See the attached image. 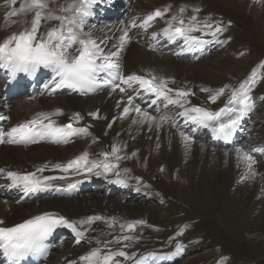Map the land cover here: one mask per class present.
Masks as SVG:
<instances>
[{
	"label": "bare ground",
	"instance_id": "1",
	"mask_svg": "<svg viewBox=\"0 0 264 264\" xmlns=\"http://www.w3.org/2000/svg\"><path fill=\"white\" fill-rule=\"evenodd\" d=\"M130 1L132 10L126 18L129 24L134 18L138 21L146 14L152 12L153 9L161 8L165 4L172 6L170 15L177 11L179 8L178 2L182 1L187 8L192 7L185 13V16L194 14L193 8H199L200 12L196 14L200 19L208 17L212 21L220 22L226 28V31L219 36V40L223 41V43H220L207 57L197 62L178 59L167 53H151L144 48L149 43L163 37L158 36L156 39H153L152 32H159L163 28L167 16L163 19L158 18L159 20L147 32L142 31L145 34L144 39L141 41L145 43L144 46L141 43L131 44L126 50L121 52L120 58L124 62L125 75L131 73L146 75L151 72L157 76L171 78L175 83H171L170 80L169 87L192 89L195 95L189 97L191 104H195V100L198 99L202 103L201 106L207 107L206 103L210 106L208 93L201 92V87L218 89L224 84L238 85L249 77V71L244 66H237L235 61L229 59L222 61L221 55L223 54L225 45L238 40L244 50H247L250 41H254L262 48L264 47V0ZM203 1L213 4V6L208 7L207 11L202 12L201 6ZM22 2V0H16L14 6L20 7ZM196 2L197 4L194 5ZM65 3L66 0H55L52 7L57 9L56 14H60L57 6ZM8 8L9 5H6L5 0H0V39L18 29V25H13L12 20L23 19V17L7 14ZM214 11L215 13L212 14ZM6 16L8 17L7 20L5 19ZM127 23L125 22L124 25L120 26L118 22H115L110 27L104 26L94 32L92 31L93 36L98 40L116 38L122 34L120 30ZM103 47H105V50L112 49V46L108 44L103 45ZM228 66L234 69L230 70ZM238 67V72L232 78L233 72L237 70L235 68ZM109 91L107 90L85 98L64 96L52 99L42 96L34 99L20 98L7 104L0 100V106L3 109L0 110V114L9 117L6 122L7 129H10L17 123L31 119L36 113L52 112L55 110V106L62 107L70 112H79L86 120H89V118L85 117L86 112L99 113L98 119L89 120L93 123V128L90 131L91 135L86 139L75 141V143L79 142L78 146L74 143H69L65 146L55 147L49 141H39L30 148H17L4 145L0 147V168L23 172L30 168L37 169L42 165H53L55 164V158L59 159L58 163L63 164L73 159L71 155L75 154L77 148L89 151L92 154V158H96L98 154L94 152L99 149L101 144L109 147L112 144H119L122 146V154H126L128 157L120 161L122 174H124V169L138 171L144 180L142 183H128V186L133 187L132 189L138 193L142 190L143 193L145 192L147 195L154 196L151 192L152 188H149V185L145 183V178L150 176V172H160V177L163 178V181L159 184L154 183L156 187L159 185L160 188H163L165 185H170L175 190L177 197L192 201L196 205L204 206L205 202H209L212 207L217 208L221 206L217 209L219 210L218 215L226 216L225 221H230V223L227 222V225L232 224L231 231L237 237L243 236V232L247 231L246 228L250 225L254 224L253 226L256 230L262 224L264 226V198H261L260 195L262 194L260 191L264 190V180L259 178L258 172L259 164H262L260 160L263 161L264 159V153H252L256 160L253 166L255 175L244 180H241L240 177L245 173V168L243 165L237 166V158L235 156V148L237 146H242L246 150L264 147V140L257 139L258 130H255V123L251 119H249L247 127L243 131L245 142H239L230 150L213 147L211 144L212 139L208 137V134L207 137L203 134H198L194 137V142L191 146L186 149L178 135V131L172 128L170 122L172 118L174 120L179 118L176 117V113L180 111L178 107H171L156 116L158 119L160 116H167L169 119L166 120V123L163 122L159 129L153 127L149 130L147 125L133 124L132 117L118 118L122 112V107L118 108L116 104L117 101L121 100L123 94L116 92L109 95ZM211 109L213 110L214 108ZM255 109L254 105L248 114L254 112ZM150 113L154 115L153 112ZM114 117H117V119L114 120ZM60 118L58 117V119ZM109 124L112 126L108 127ZM125 144H127L126 148L123 147ZM133 152L136 153L135 156L131 155ZM218 167L222 168L218 170ZM261 167L263 168V165ZM55 173L57 177L66 176V179H69V175L71 174L63 173L58 169ZM126 175L134 179L128 172ZM44 176L49 175L46 174ZM199 180H206V184H203V186ZM238 181L242 182L241 187H239L240 183H237ZM8 183L9 181L6 176L0 175V186L6 188ZM222 183L226 186L222 185ZM2 188L0 189V219H3L6 225L18 222L44 210H53L75 221L88 216H95L89 215L91 210L95 209L99 210L96 212L97 215L106 218L115 217L119 222H127L123 217L138 218V220L143 221V217L148 215L146 207L132 205L131 202L118 204L116 203L117 200L113 201L112 198L105 199L104 197L96 196V194L89 196L85 194L75 198L53 197L39 202L17 204L16 197H1ZM235 192H239L241 195L248 194V197L244 201L239 198L236 199L232 195ZM96 193L99 194V192ZM104 194L106 195L105 191ZM230 195L233 197L227 202ZM132 208H135L137 212L135 211L136 213L130 215L131 211L129 210ZM74 214L79 215V217L75 218ZM155 230V228L146 223L137 225L133 235L138 236L139 239L134 240L131 247L127 248L126 251L129 254L136 253V255L143 251L147 253H151L152 251L157 252L155 248L158 246L154 245L156 241L152 239L151 235L161 237L162 239L164 232L159 229ZM67 231L68 235L66 239L54 247L50 259L45 264H69V261L78 260L79 256L96 247V238L111 240L113 235L119 234L118 227L116 231H113L103 221H99L98 224L95 222L91 226V230L86 234L87 238L84 239L87 242L86 246L81 244V240L77 244V247L70 248V245L76 242V236L71 229L67 228ZM161 239L159 238V240ZM261 239V237L256 239L255 255L263 258L264 239ZM141 243L148 245V249L140 250L137 246ZM113 247L119 246L113 245Z\"/></svg>",
	"mask_w": 264,
	"mask_h": 264
},
{
	"label": "snow or ice",
	"instance_id": "2",
	"mask_svg": "<svg viewBox=\"0 0 264 264\" xmlns=\"http://www.w3.org/2000/svg\"><path fill=\"white\" fill-rule=\"evenodd\" d=\"M96 2L97 0H66L65 4L57 6L60 14H56L57 9L52 7L55 0H23L19 9L13 7L11 13L23 17L12 20V24L18 25V29L0 39V69L6 70L12 78L21 73L33 76L40 69H47L51 73V79L44 84V88L50 89L52 93L64 88L82 95L101 89H110L109 95L119 92L123 95L116 104L118 108L122 107L118 118L132 117L133 124L147 125L149 130L153 127L159 129L169 117L160 116L158 119L135 103L136 97L149 94L155 97L151 101L153 105L163 101L165 106H178L180 111L176 113V117L183 118L185 127L194 126L193 132L207 129L214 139L231 141L241 121L255 105L252 90L261 78L255 69L238 85L224 84L218 89L200 88L201 92L208 93V101L211 103H215L227 93V101L218 110L192 105L189 100L190 96L195 95L192 89L169 87L171 78L157 76L151 72L146 75L123 73L120 55L130 40L129 28L121 29L122 35L118 44L114 46L115 50L106 51L103 47L107 43L106 39L98 40L94 38L90 29L86 31L88 17L93 14L92 8ZM5 3L14 6L16 0H5ZM171 8V5L157 8L140 18L139 23L134 18L130 21V26L139 27L147 32L157 18L163 19L167 16L166 26L159 32H152L153 39L163 36L171 42L183 40L184 47L181 51L194 50L212 41L223 43L219 36L226 28L220 22L212 21L208 17L200 19L196 14L200 12L199 8H193L194 14L190 16H185L188 10L185 5H181L176 12L169 15ZM7 18L6 16L5 19ZM206 36H210L211 40L205 39ZM171 83L174 84L175 81L171 80ZM60 115H63V112L59 108L54 112L36 113L31 119L17 123L7 131L0 130V143L30 144L39 141L68 143L75 135H89L88 126H76L83 119L79 112L74 113L67 124L58 123L53 119L54 116ZM88 115L99 118L98 112H89ZM7 119L9 117L0 114V121ZM178 135L186 149L194 142V137L188 132L179 130ZM253 152L264 153V147L250 150L242 146L235 148L237 166L243 165L245 168L241 180L255 175L253 166L256 160ZM131 155L135 156L136 153L133 152ZM126 158L127 155L122 154V146L112 144L110 151H102L96 158H92V154L85 150L66 163H56L51 167L66 174L95 173L106 178L112 175L115 176L116 184L127 187L129 177L126 173L129 170L124 169V174L120 170V161ZM47 167L48 165H42L32 172L0 168V175L6 176L9 181L6 187L18 189L24 196H28L30 193L53 188L54 180L67 178L40 175ZM136 179L139 181V177ZM79 183L77 180L68 183L66 188L57 190L71 191ZM97 221H103L113 231L118 227L119 234L113 235L111 240L96 238V247L79 256L78 260L69 261V264H124V261L145 264L149 258L153 260L166 258L151 252L147 257L141 256L136 260V253L129 254L126 251L134 240L139 239L133 233L137 225L145 223L142 220L119 222L115 217L95 215L75 221L54 211H43L11 225H6L5 221L0 219V251L10 264H21L26 257L46 255L49 250L46 242L58 227L65 226L71 229L76 236V242L80 243L87 238L86 234ZM113 245L119 247L114 248ZM183 251V246L177 243L175 253L172 255H179Z\"/></svg>",
	"mask_w": 264,
	"mask_h": 264
},
{
	"label": "rangeland",
	"instance_id": "3",
	"mask_svg": "<svg viewBox=\"0 0 264 264\" xmlns=\"http://www.w3.org/2000/svg\"><path fill=\"white\" fill-rule=\"evenodd\" d=\"M179 6L184 5L182 1H179ZM197 2L194 4L196 5ZM213 4L204 2L202 3V12L207 11L208 7H212ZM192 8V7H191ZM191 8H187L190 10ZM187 10V11H188ZM211 13V11H210ZM212 12V14H214ZM250 41V40H248ZM227 46L230 48L232 46V49L236 52L243 49L240 46V43L238 40H234L233 44H227ZM224 48L223 54L221 55L222 61L224 60H231L235 61L237 66L242 65L245 67V69L250 68L251 66H254L256 64H259V62H264V47L262 48L260 45L255 43L254 41H250V47L248 46V49L246 52L242 53H249L241 55L239 57L234 58L237 54L233 50H229L228 47ZM240 55V53L238 54ZM245 61H243V60ZM260 62V63H261ZM235 65V63L233 62ZM236 66V67H237ZM241 67V66H239ZM238 68L236 71L233 72L232 78H234V74L238 72ZM228 68H230L228 66ZM259 77H261L260 82L257 84L255 89L252 91L253 96L257 99V113L254 112V122L256 130H258L257 133V139L264 140V99H261V97H264V66H262V63L260 64V70L258 72ZM226 98H228L227 93L218 99L214 104L217 105L221 102H223ZM257 115V119H259V125L255 121V116ZM260 129V130H259ZM262 138V139H261ZM76 146H78V143L73 142ZM127 147V144H125ZM124 147V148H126ZM102 151H110V147L104 144H101L99 146V149H97L94 153L99 154ZM81 152H83L82 149L77 148L75 151L76 156H78ZM75 154L71 155L73 158L75 157ZM52 162V159H51ZM262 164H259V178L264 180V159L263 161L260 160ZM49 163V162H48ZM263 165V168L261 167ZM219 168L222 167H218ZM261 169V170H260ZM130 176L134 177V179H131L129 177L128 183H142L144 180L142 179L140 173L138 171H128ZM137 177H139V181H137ZM153 181V182H150ZM163 178L160 177V172H150V176L145 178V183L149 185L148 183H162ZM201 181L200 184H206V180H199ZM172 182V181H171ZM211 183V182H209ZM219 183V182H218ZM221 183V182H220ZM237 183H240L239 187H241L242 182L238 181ZM156 184V185H157ZM213 184V183H212ZM224 183H222L223 185ZM203 185V186H204ZM209 186L211 184H208ZM216 186V184H214ZM234 185V184H233ZM212 186V185H211ZM224 186H226L224 184ZM151 186L149 185V188ZM158 187V188H157ZM157 187L154 184V188L156 190V197L149 196L142 197L143 202H141L142 198H139V200H134L132 205H139V206H148L147 212L150 213V219L152 223H156L158 225L165 224V226L168 228L169 232H171V235L167 236V241L165 243H168L167 245L170 247L173 244H176L180 240L187 238L188 241L184 247V257L176 264H264V257H258V255H255V245H256V239H259L260 237L264 239V226H260L258 230L255 229L253 225H250L246 228L247 231L243 232V236L237 237L232 231V224L228 220L225 221L226 216H220L218 215L217 209L220 207H212V205L209 204V202H205L204 206L196 205L192 201H188L185 199H181L177 197L175 190L170 185H165L163 188ZM207 187V185H206ZM126 195L128 193L138 194V192L131 186H127ZM152 188V187H151ZM262 192L261 198H264V190L260 191ZM98 197H104L105 199L107 196L103 194H97L92 193L91 195H95ZM146 193H142V195H145ZM236 194V195H235ZM90 194H87L86 196H89ZM233 196L236 197V199L245 200L248 197V194L241 195L239 192L232 193ZM232 195L227 199V202L232 199ZM240 196V197H239ZM126 197V196H124ZM111 198V197H110ZM113 201L117 200L116 203L122 204L121 200L123 198H119L116 196L112 198ZM194 204V205H193ZM203 209V210H202ZM99 210H91L89 214H93L98 212ZM130 215L133 213H136L137 211L135 208L130 209ZM136 211V212H135ZM174 215L179 214L176 217H171L172 214ZM182 213V215H180ZM216 213V215H215ZM75 218H78L79 215L74 214ZM224 217V218H223ZM127 222L131 221H140L138 218L131 219L132 217L125 218L123 217ZM146 217H143V221L151 226L147 220H145ZM180 219L184 220L180 225L172 224L174 222L179 221ZM175 220V221H174ZM223 222V223H222ZM99 221L96 222L98 224ZM224 224V225H223ZM152 227V226H151ZM185 227L187 228L186 234L184 233ZM228 227H230L228 229ZM157 228H159L157 226ZM157 228H155L157 230ZM251 229V230H250ZM155 230V231H156ZM164 232V231H163ZM148 237V236H147ZM150 237V235H149ZM152 239L156 241L154 245L159 246V243L163 240L161 237L152 236ZM166 237V236H165ZM159 238L161 240H159ZM261 239V240H262ZM70 240V238H68ZM139 248L144 247V249H148V245L141 243ZM193 247V248H192ZM198 247V248H194ZM156 251L157 247L155 248ZM216 252L219 253L217 255ZM219 256V258H218ZM213 257L218 259H213Z\"/></svg>",
	"mask_w": 264,
	"mask_h": 264
}]
</instances>
